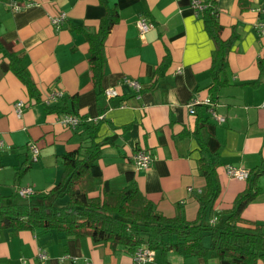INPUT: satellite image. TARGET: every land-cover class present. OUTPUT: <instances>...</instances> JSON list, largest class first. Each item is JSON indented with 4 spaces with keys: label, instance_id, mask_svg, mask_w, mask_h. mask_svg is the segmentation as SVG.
<instances>
[{
    "label": "crops",
    "instance_id": "obj_1",
    "mask_svg": "<svg viewBox=\"0 0 264 264\" xmlns=\"http://www.w3.org/2000/svg\"><path fill=\"white\" fill-rule=\"evenodd\" d=\"M12 1L21 7L14 9ZM191 1L0 0V37L17 54L38 94L29 93L0 52L2 195L29 186L40 199L39 193L61 179L62 154L88 143L84 126L67 127L60 121L64 112L46 109L59 106L75 108L87 125L100 120L95 141L111 138L101 146L91 180L83 186L89 196L125 188L132 173L157 211L192 221L199 209L196 194L206 183L199 160L209 154L218 161L220 192L206 211V221L232 207L247 183L230 177L226 166L250 170L264 161V35L254 27L264 18V0H216L217 38ZM60 13L66 18L56 26L51 17ZM110 13L117 19L104 42V73L95 84L87 34L96 32ZM140 17L151 24L145 33L137 26ZM220 43L228 45L216 77L213 56ZM132 80L140 87L132 86ZM56 91L62 96L47 103ZM194 97L201 102L190 113L187 103ZM206 98L214 100L224 122L212 118ZM19 100L24 102L20 115L15 107ZM31 142L39 148L36 161L29 152ZM140 148L154 156L146 169L136 168L131 159ZM259 184L261 191L244 207L239 224L264 230V175ZM202 244L211 247L210 232L203 234ZM41 250L47 253L45 260L39 257ZM88 263L135 264L122 245L112 248L89 235L40 228L0 232V264ZM149 264L240 263L210 250L204 256L154 250Z\"/></svg>",
    "mask_w": 264,
    "mask_h": 264
},
{
    "label": "trees",
    "instance_id": "obj_2",
    "mask_svg": "<svg viewBox=\"0 0 264 264\" xmlns=\"http://www.w3.org/2000/svg\"><path fill=\"white\" fill-rule=\"evenodd\" d=\"M215 2L206 1L208 6L200 15L205 18L206 27L213 37L217 38L220 26L215 22ZM116 19L110 13L101 21L96 32L87 34L90 70L95 84L104 73V42ZM226 44L220 43L213 56L216 77L223 69ZM0 52L9 59V66L24 82L29 93L38 97L29 72L21 66L17 54L1 37ZM46 109L75 114L80 120L77 127L84 126L88 134V143L62 154L60 181L46 193H39L40 199L36 202H20L16 193L2 195L0 192V232L7 228L55 229L72 236L89 235L92 241L108 243L112 248L122 245L132 254L137 247L145 244L153 250H161L163 254L174 250L184 255L204 256L210 250L220 259H235L240 264H264L263 227L239 224L242 210L261 191L259 178L264 175V161L249 170L246 188L235 197L232 207L224 211L223 216L217 218L215 215L212 218L215 219L212 223L206 221V211L220 192L215 172L218 161L209 154L202 156L199 170L206 183L196 194L199 203L196 218L187 221L181 215L168 217L143 197L132 173L127 174L129 184L125 188L89 196L83 186L91 180L90 169L100 156L101 146L111 142V138L95 141L100 120L94 125H87L85 118L77 114L75 108L46 106ZM64 196L67 197L66 203L56 204V200ZM205 232H210V248L202 244Z\"/></svg>",
    "mask_w": 264,
    "mask_h": 264
},
{
    "label": "built area",
    "instance_id": "obj_3",
    "mask_svg": "<svg viewBox=\"0 0 264 264\" xmlns=\"http://www.w3.org/2000/svg\"><path fill=\"white\" fill-rule=\"evenodd\" d=\"M191 6L194 9V12L196 14L200 15L201 12L203 11V9H205L208 6V3H206L205 1H202V0H192ZM12 7L14 9H18L21 7V5L16 1H12ZM65 18H66L65 13H60L56 16L51 17V21L54 25L59 26L63 23ZM137 26H138L140 33H145L147 30H149V28L151 27V24L146 18L140 17L137 19ZM254 27H255L256 31L258 32V34L264 35V18L257 20L254 23ZM178 71H180V69ZM130 84L132 86H134L135 88L140 87V85L138 84V82L136 80L130 81ZM114 93H115V91H108V94H110V95H112ZM61 96H62L61 91L53 92L47 98V103H49L50 100L56 99L57 97H61ZM200 102L201 101L198 97L192 98L187 103V107H188L189 112L195 113V106ZM203 103L207 105L208 112L210 113V115L212 116L213 119H216L218 122H224L225 121L226 117L217 111L216 104L214 103V100H212L210 98H206V99H204ZM15 107H16L17 114L20 115L23 111L24 102L21 100L17 101L15 104ZM60 121L65 126L70 127V128H76L80 122L79 118L75 114H72V113L63 114L60 118ZM2 144H3V142L0 138V146ZM28 148H29V152L31 155V159L33 161H36L38 159V155H39V148L33 142L28 144ZM131 159H132V162L136 168L146 169L152 165V162L154 160V156L148 150L140 148V149H136L133 152V154L131 155ZM226 173L230 177H235L238 179L246 180V178L249 175V170L244 169V168H240V167H235L233 165H227L226 166ZM15 193L18 196L28 197V196L34 194V190L32 187H29V186L20 187V188L16 189ZM214 221H215V219L211 220L212 223ZM132 255H133V260H134L135 264H149L154 259V250L149 248L147 245L144 244V245L137 247ZM39 257L41 260H45L47 258V253L44 250H41ZM88 264H90V263H88Z\"/></svg>",
    "mask_w": 264,
    "mask_h": 264
},
{
    "label": "rangeland",
    "instance_id": "obj_4",
    "mask_svg": "<svg viewBox=\"0 0 264 264\" xmlns=\"http://www.w3.org/2000/svg\"><path fill=\"white\" fill-rule=\"evenodd\" d=\"M34 194L28 196V197H22V196H19L18 200L20 202H35L37 200V196H33ZM66 197V196H64ZM64 197H61V198H58L56 200V204H64V202H66V199Z\"/></svg>",
    "mask_w": 264,
    "mask_h": 264
}]
</instances>
